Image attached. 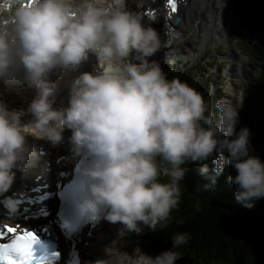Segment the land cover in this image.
<instances>
[{"label":"clouds","instance_id":"clouds-1","mask_svg":"<svg viewBox=\"0 0 264 264\" xmlns=\"http://www.w3.org/2000/svg\"><path fill=\"white\" fill-rule=\"evenodd\" d=\"M10 3L17 6L0 23V81L24 83L35 97L26 112L0 100V193L11 189L17 171H27L36 154L29 137L57 146L71 130L73 152L89 180L85 206L126 231L167 226L188 162H199L200 174L208 176L212 159L213 184L226 164L234 166L237 175L228 180L246 208L264 198V162L249 155L250 129L236 133L243 97L235 103L220 98L213 109L196 88L169 79L150 60L160 47L158 31L129 11L127 0ZM91 56L98 70L73 78L67 107H54L60 83L52 74L77 71ZM26 113L32 119L23 123ZM160 176L169 182H159ZM189 239L176 233L172 248L150 257L151 264H176Z\"/></svg>","mask_w":264,"mask_h":264},{"label":"trees","instance_id":"trees-1","mask_svg":"<svg viewBox=\"0 0 264 264\" xmlns=\"http://www.w3.org/2000/svg\"><path fill=\"white\" fill-rule=\"evenodd\" d=\"M230 1L237 4L243 25L248 30L246 41L252 46L255 58L264 66V0ZM163 70L169 79L179 78L196 88V78L191 73H174L169 67ZM200 83H205L201 77ZM6 95L0 91V100L9 110H19L18 101ZM244 116L242 128L248 127L251 132L249 155L258 156L264 162V70L253 86ZM206 163L208 176L200 174L202 165L199 162L183 165L186 171L179 185L180 202L166 221L167 226L158 224L154 231L144 227L141 233L135 234L132 245L139 251L157 254L172 248L171 238L176 233H188V244L178 249L183 253L178 262L264 264V198L256 200L250 209L244 207L235 198L237 186L228 180L229 176L237 175L234 166L226 164L213 184L211 176L215 165L212 159ZM158 180L169 182L166 176H160ZM197 204L199 211L195 207Z\"/></svg>","mask_w":264,"mask_h":264},{"label":"bare ground","instance_id":"bare-ground-1","mask_svg":"<svg viewBox=\"0 0 264 264\" xmlns=\"http://www.w3.org/2000/svg\"><path fill=\"white\" fill-rule=\"evenodd\" d=\"M5 0H3V2H1L3 6H6V7H10L11 8V12L8 11V13L6 15H4V12H0V16L2 17L1 20H5V23H7L8 19L10 18V16L12 15V11H14L15 7L17 5L15 4H12L10 3V0H7V3L4 4ZM204 2H206V0H190V3L188 5L185 6V8L183 9V14L185 15V21L184 23L182 24V29L184 30V32H187L188 30L190 31L191 30V26H185L187 24H192L193 22V19H197V16H198V13L200 11H202L203 8H205L204 6ZM9 4H12V5H9ZM219 4H222L221 2H219ZM2 8V7H1ZM213 9L214 7L212 6L211 10H210V13L213 12ZM215 17V15H214ZM203 20V18L201 19V21ZM216 17L213 19L212 21V24L217 28L218 26L221 27V25H218L216 23ZM210 36V35H209ZM154 56V55H153ZM4 83V82H3ZM21 86H27L26 84L24 83H20ZM4 87L7 86V84H2ZM70 160L68 161V165L70 167V169H72L73 165H74V162L77 160L75 157H72L70 156L69 157ZM84 166V165H83ZM58 168H53L52 172L51 173H47L46 171H41V170H37V169H34V170H31L30 172L28 173H24L20 176L19 178V181H18V186L21 190V192H29V190L32 188L31 185L33 184V182L35 183V185L38 184V182H36L35 178L31 181L28 180L29 176H33V177H36V174L38 172H42L43 174V178L44 179H47L48 181H51V180H54V181H57L58 179L56 178V176L59 175L60 171L59 169L57 170ZM57 171V172H56ZM22 179V181H21ZM24 179H26L29 183H26L23 181ZM43 181L41 180L39 183H42ZM26 184V185H25ZM51 200L48 201V203H50ZM42 221H45L44 219H41ZM43 226H48L47 224H44ZM51 229H53L56 233H58V231L55 229V227L52 225V227H50ZM128 231L126 230H123L122 232H119L117 231V229L115 228V224L113 225V223H110V224H105L102 229H101V233H100V237L102 239L105 240V244L107 246L104 245V243H102V245L100 246V249H101V255L103 256H108V255H113L114 258L116 260H118L116 258V250H121L123 248V242H122V234L126 233ZM82 236L84 237V233L82 232ZM113 238V240H112ZM59 239L61 241L63 245V247L65 248L66 250V253L68 252L69 250V243L68 244H65L66 242V239L62 236V235H59ZM112 240V241H111ZM113 242V243H112ZM118 256V255H117ZM123 258H126L123 256ZM118 261H124L126 263H128L126 260H122L120 258V260ZM64 262V261H63ZM140 263V262H139ZM129 264V263H128Z\"/></svg>","mask_w":264,"mask_h":264},{"label":"rangeland","instance_id":"rangeland-1","mask_svg":"<svg viewBox=\"0 0 264 264\" xmlns=\"http://www.w3.org/2000/svg\"><path fill=\"white\" fill-rule=\"evenodd\" d=\"M1 2H3V0H0V12H4V15H6L7 13H8V11H10L11 12V8L8 6V7H6V6H3V5H1L2 3ZM219 2H221L222 4H219ZM7 3V0H5V2H4V4H6ZM204 4V6H205V4H206V2H204L203 3ZM218 4L219 5H221V9H222V11H223V13H224V11H225V17H226V21H227V24H231V22H232V19H233V14H232V12H231V8L228 6V5H226L227 4V2L225 1V0H219L218 1ZM9 5H12V4H9ZM2 7V8H1ZM205 8H206V6H205ZM205 8H203V9H205ZM212 8V7H211ZM202 9V10H203ZM236 9H234V11H235ZM201 12V11H200ZM1 14V13H0ZM210 14V21L212 22L213 21V19L215 18L214 17V15H215V10L213 9V12H211V13H209ZM199 18V16H197V19ZM2 19V17L0 16V20ZM197 19H193V21H195V20H197ZM217 20V19H216ZM215 20V21H216ZM201 22H204V20H202ZM216 23L218 24V25H220V22L217 20L216 21ZM192 25V26H191ZM185 26H191V30L189 31H187V32H185L186 33V35H187V37H190V36H192L193 35V32H194V28H195V25L193 24V22H192V24H187V25H185ZM183 27V26H182ZM217 28H221L220 26H218ZM222 36H223V32H215V33H213V34H211L210 36H209V38H211V39H214V38H222ZM247 44H249V43H247ZM243 48H245V46L243 45ZM208 51H209V55H211V56H215V55H217L218 53H227V47H225V45H220V46H210L209 48H208ZM254 52V51H253ZM155 55V54H154ZM153 57V56H152ZM219 59H217V61H218ZM132 62H136L134 59H133V61ZM166 62H167V60H163L162 61V63L164 64V66L165 65H167L166 64ZM96 63H97V61H96ZM226 63H227V61H223V62H220V64L218 65L220 68H222V67H224L225 65H226ZM192 66V65H191ZM216 81H219V82H224L225 80H228V78H227V75L226 74H224L223 72H219L217 75H215L214 77H213ZM196 87H197V89L199 90V91H202V92H204V90H202L201 88H199V87H201L200 85H201V83H200V81H199V79H197L196 80ZM2 84H4L2 81H0V89H2V90H5V91H7L8 93H9V96L11 97V98H14V101H16V100H19V104H18V108L19 109H23V110H27V108H28V106H29V104L31 103V101L34 99V97H35V90L34 89H32V88H29L28 86H21L20 87V89H19V92H18V90H15V89H13V88H8V89H6ZM205 94V93H204ZM241 127V126H240ZM226 154H227V157L229 156V153L226 151ZM232 166V165H231ZM58 170V169H57ZM57 172V171H56ZM35 177H33V176H29V178H28V180L29 181H31V180H33ZM21 181H22V179H21ZM25 183H26V179H24L23 180ZM27 183H29L28 181H27ZM26 185V184H25ZM33 186H35V183L33 182V184L31 185V187H33ZM114 225V224H113ZM115 228L117 229V231H119V232H122L124 229H123V226L122 225H120V224H115ZM135 232H126V233H124V234H122V242H123V244L126 246V247H128V250H132V249H137V247H133V245H132V242H134L135 241ZM106 237H108V236H106ZM105 237V238H106ZM104 238V239H105ZM103 239V241H104V245L105 246H107L106 244H105V240ZM112 240H113V238H112ZM111 240V241H112ZM114 241V240H113ZM113 243V242H112ZM125 250H127V249H125ZM116 252V254L118 255H116V258L118 259V260H120V258L122 259V260H128L127 262L129 263V264H134V263H136V264H138L139 262H141L140 260H137V259H132L130 256H128V255H122L120 252H121V250L119 249V250H116L115 251ZM123 256L124 257H126V258H123Z\"/></svg>","mask_w":264,"mask_h":264},{"label":"snow or ice","instance_id":"snow-or-ice-1","mask_svg":"<svg viewBox=\"0 0 264 264\" xmlns=\"http://www.w3.org/2000/svg\"><path fill=\"white\" fill-rule=\"evenodd\" d=\"M171 11H178L177 0H168ZM10 238V242L8 241ZM39 237L36 231L27 227L20 226H4L0 230V260L10 261L11 264H29L36 259L34 245L38 243ZM13 254L19 256L21 261L13 260ZM61 253L53 251L49 256L45 257L46 261H59Z\"/></svg>","mask_w":264,"mask_h":264}]
</instances>
